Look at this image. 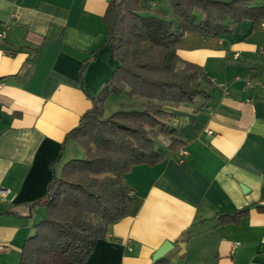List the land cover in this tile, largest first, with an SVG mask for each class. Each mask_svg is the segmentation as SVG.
<instances>
[{"label": "crops", "instance_id": "obj_1", "mask_svg": "<svg viewBox=\"0 0 264 264\" xmlns=\"http://www.w3.org/2000/svg\"><path fill=\"white\" fill-rule=\"evenodd\" d=\"M107 1L0 0V264H18L40 219L32 202L46 194L50 163L61 155L60 168L83 152L62 142L117 65L101 45ZM235 27L179 39L178 55L203 67L208 97L165 106L184 146L171 151L155 140L164 159L125 174L135 211L110 226L85 264H152L164 241L172 244L164 264H264V212L256 209L264 204V28L243 37L250 27ZM246 76L260 84L245 87ZM118 96L124 107L143 101ZM244 207L237 222H221Z\"/></svg>", "mask_w": 264, "mask_h": 264}, {"label": "trees", "instance_id": "obj_2", "mask_svg": "<svg viewBox=\"0 0 264 264\" xmlns=\"http://www.w3.org/2000/svg\"><path fill=\"white\" fill-rule=\"evenodd\" d=\"M169 1L174 19L153 9L152 0L107 1L101 45L109 44L117 65L98 93L89 95L90 107L62 142L72 139L83 156L65 161L60 168L55 164L61 155L50 163L46 194L32 202L45 212L23 241L18 264H85L110 226L135 211L125 174L136 164L164 159L155 140L168 141L166 148L171 151L184 146L165 106L208 97L201 88L208 81L203 67L178 55L179 39L186 31L203 37L230 34L249 20L250 29L243 36L247 37L264 18V3L254 0ZM195 10L202 13L198 19ZM89 59L82 65L81 79ZM110 95L143 101L105 117L103 102ZM256 209L264 212V204ZM248 211L244 207L221 215V222H237ZM152 264H164L163 257Z\"/></svg>", "mask_w": 264, "mask_h": 264}, {"label": "rangeland", "instance_id": "obj_3", "mask_svg": "<svg viewBox=\"0 0 264 264\" xmlns=\"http://www.w3.org/2000/svg\"><path fill=\"white\" fill-rule=\"evenodd\" d=\"M151 6L153 9H157L159 11H161L162 13L165 14L166 19H174L173 15H172V7L170 4L169 0H152L151 2ZM195 16L197 17V19L202 16V13L199 10H195ZM251 22L249 20H244V22L242 24H239V28L242 30V33H245L249 27H250ZM238 28L235 27V34L240 33L241 31H237ZM124 101L121 97L119 96H115V95H110L108 96L104 102H103V107H104V116H109L110 114H112L113 112L119 110V109H123L124 108V104H122ZM163 142H166L165 139H162ZM162 142V143H163ZM74 148L78 149V144L74 143ZM84 154V152H78L79 157H82ZM64 155H67V152H64ZM69 159V158H67ZM67 161V160H66ZM45 212V211H44ZM40 217L42 216V213Z\"/></svg>", "mask_w": 264, "mask_h": 264}, {"label": "built area", "instance_id": "obj_4", "mask_svg": "<svg viewBox=\"0 0 264 264\" xmlns=\"http://www.w3.org/2000/svg\"><path fill=\"white\" fill-rule=\"evenodd\" d=\"M259 26L261 28H264V20H261L259 22ZM5 36H6V28H5V24H1L0 23V44H3L5 42ZM260 55L264 61V47L261 48L260 50ZM243 83H244V86L245 87H251V86H255V85H259L260 84V80L257 79V78H250V77H244V80H243ZM3 85V82L2 80L0 79V87ZM182 155H185L187 153V151L185 149H182L181 152H180ZM178 161L182 162V158L180 157L178 159ZM239 242H235L233 244V246H236L238 245ZM4 249V245L3 244H0V253L2 252V250Z\"/></svg>", "mask_w": 264, "mask_h": 264}, {"label": "water", "instance_id": "obj_5", "mask_svg": "<svg viewBox=\"0 0 264 264\" xmlns=\"http://www.w3.org/2000/svg\"><path fill=\"white\" fill-rule=\"evenodd\" d=\"M172 244L168 241H164L161 246L157 249L153 256V261L157 260L158 258L162 257L165 252L168 251L169 248H171Z\"/></svg>", "mask_w": 264, "mask_h": 264}]
</instances>
